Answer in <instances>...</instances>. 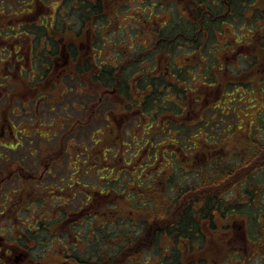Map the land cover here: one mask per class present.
<instances>
[{
	"label": "trees",
	"instance_id": "16d2710c",
	"mask_svg": "<svg viewBox=\"0 0 264 264\" xmlns=\"http://www.w3.org/2000/svg\"><path fill=\"white\" fill-rule=\"evenodd\" d=\"M219 1L222 3V0H192L195 4H202L208 7L212 11L214 18L220 15L219 11L216 12V8H213L214 4ZM10 2L11 5L15 4V10L5 12V6L0 1V13L18 19L14 27L19 28V32L23 34L30 35L31 33L28 30L21 29L19 25L21 24L24 28L30 26L34 35L38 36L40 40L46 36V32L50 31V26L46 24L47 21L44 18L46 15L38 13L39 11H44L45 8L48 9L47 11H53L55 18L53 36H62L65 32L75 34L82 32L86 27L82 29L78 27L77 17L88 16V9L90 8L91 13H93V7L87 0H53L55 7H53L54 4L50 5L48 0H20L19 2L11 0ZM256 2L258 6H264V1L262 0H246L244 3H241V0H234L233 13L238 21L235 24V28L239 31H245L244 36H246V33L249 34L251 25H255V19L264 20V11L259 13L262 8L255 12L252 22H247L245 19V16H250L254 12L253 8ZM99 5L102 7L101 2ZM101 7H99L100 10L99 8L97 9L95 14L101 11ZM222 7L224 9V5ZM236 7H240L241 10H237L240 13L235 11ZM171 11V16L173 14H175L174 16L177 15L175 8L171 9ZM159 12L160 17L161 11ZM64 13H67V15L63 16ZM37 16L40 17L35 18ZM61 16L62 24H58L55 21L59 20ZM221 16L216 21L208 19L211 24L207 28H214L210 43L215 42L213 34L218 31L217 27H220V23L225 20ZM145 19L147 22L150 21L148 17H145ZM229 21L233 22L232 19L227 22ZM174 26L178 34L182 32L187 36L185 38H188L185 40L180 35L177 39L192 46L186 50H182L185 47L177 48L173 43L174 41H171L173 35H169L170 39L167 40L166 35L163 34L164 40L160 45L159 51L166 49V53L171 54L172 62H170L172 65H170L171 63L167 65L170 70L168 69V72L164 74L167 75L169 82L164 79L158 85L152 78H147L141 83H139L140 81H135V86L132 89L131 85L121 82L119 86L120 96L116 98L112 107L116 110L115 108H121L122 104L129 101L131 103L140 101L142 114L145 113L144 118L149 119V121L144 122L145 125L148 123V126L144 127V125L142 130V133L147 134V139H143L145 142L134 144L128 138L127 141H121V138H117L118 132H115L114 135L113 133L107 135L105 132L88 127L91 121L84 122V115L83 117L75 118L68 125L71 128L75 125V129L80 127V131L83 128H91L90 136H88L90 143L86 140L77 142L73 137L67 138L66 149H60V152L46 153L44 155L45 158L43 157L44 161L42 160V163L46 162L45 167L48 168L49 164L52 163L53 165L62 156V151H64L71 156L68 161L69 167L71 165V172L78 171L79 174L82 171L80 160L83 161L86 157L89 158V161L83 171L86 168L93 170L99 167V169L95 170L96 183L91 184L88 182L93 188L89 199L87 201L82 200V204L77 209L68 201L64 203L68 207L67 209H70H65L66 212L75 217H84L85 222L90 224L88 229L77 233L78 237L75 236L74 241H70L71 232L63 233V231H60L61 223L66 221L67 225L71 223V226H82L83 222L80 219H66L59 222L60 217L58 216L56 219L47 220L44 216H48L49 211L43 210V214L38 213L36 217L32 218L35 221L33 223L35 227L32 230L25 225V219L20 220L18 225V244L22 251L20 259H24L23 255H26L27 259L28 255L23 251L27 250L30 264H142L145 248L151 246L153 248L154 246L156 257H158V254L161 257H165L168 261L167 264H184L182 258L186 253L204 251L209 240H217L215 236L224 233L221 237L223 243L219 246V249L223 253L222 258L226 264H229L227 262L231 264L233 262H236V264H264V126H262L264 122L262 124L258 122L259 116H263L264 112L257 108L252 113L254 119L251 118L252 122H247L246 129L241 124L240 130H238L236 125L241 122L239 120L240 115L233 110L234 104L239 101L245 108L257 106L259 103L264 107V41L261 45L258 43L257 49L252 53L258 59L253 69H245L246 65L251 66L252 61L246 58V54H250L251 51H242V55H244L240 58L239 67H244V71L234 73V71H237L236 68H230L228 72L224 69L217 80L214 72L217 68L215 67L217 61L213 57L217 50L214 47L216 43L211 47L207 46L199 50L197 44L200 43V40H197L196 36L197 31L198 34L202 31L200 27L198 28L196 24L184 21L178 16H176ZM190 26L193 29L191 31ZM10 33H12L11 29L7 33L0 32V42L9 39L12 35ZM66 37L68 38L69 36ZM111 37L113 40L114 37ZM180 41L176 42L179 43ZM48 44L50 47H53L52 45L57 47L54 41L48 40ZM5 46L0 44V69L3 66L5 68L8 66L6 62H3V59L10 58V50ZM41 46L43 47L44 45ZM125 47L120 48L124 49ZM129 48H126L125 51H114H116V54H128L131 53ZM191 58H196L195 62L197 64L189 73H194L197 78L206 76L205 79H215L217 86L211 87V90L218 91V93L223 90V93L227 95L226 102H224V99L217 103L212 102L206 110L207 104L205 100L197 98V93H191L192 89L186 92V88L182 87L190 84L193 86L194 84L193 80H190L187 76L188 73L185 72L188 70L189 62H184L180 66L181 69H177L175 60L190 61ZM112 65L115 64L111 63L109 67L106 66L108 67L107 71L102 69L98 74L99 76L104 75V78H99L98 80L103 81L109 88L111 87L110 83L114 82L116 78L118 79L119 76L121 77L120 71L122 67L119 66L115 69L114 67L116 66ZM185 65L186 67L184 68L183 66ZM47 67H50L47 74L51 80L54 75V69L52 66ZM233 77H236V79H233ZM66 78L69 77L65 74L64 79L67 81ZM93 78L94 75L91 76V79ZM94 79L96 80V78ZM57 82L61 84V78ZM41 85L44 86V84ZM62 85L64 88L63 93L65 94L67 92L70 93L71 90L76 91V93L79 91L77 86L73 89L72 86L69 87L63 82ZM49 86L52 85L48 84L47 88ZM240 87H242L241 91L239 90ZM34 90L36 94L41 93L36 95V98L43 96L44 88L42 86L35 84ZM31 94L34 95V93ZM74 94L71 97L72 103V99H77L78 97V95ZM231 95L234 96L231 98ZM80 96L83 97V94ZM192 96L196 99L195 102ZM81 97L79 98V104H84V109H86L88 104H85ZM68 98L70 99V97ZM123 98H125V101H123ZM248 101L252 103L249 107L245 105ZM52 104L53 101L46 103L47 106ZM93 107L95 106L93 105ZM125 107L129 108L130 105L126 104ZM204 114L206 115L204 116ZM232 116L236 119H233L232 122H226V118H231ZM204 119L211 122L218 120L224 126L219 130L202 128L205 123ZM55 123L51 121L47 125L50 131L53 130L55 132L58 130L53 128ZM62 125H65L64 121ZM158 129L160 130L158 131L159 133H166L164 140L160 142H158V132H156ZM18 132L20 133L21 131ZM203 132L204 134H202ZM97 133L100 136L98 140L93 137ZM45 136L49 142L52 136L56 137V134L50 135L49 132ZM194 138L196 140H193ZM131 142L134 145H128ZM19 145L21 143L15 144V147ZM69 146L76 148L77 151L75 153L68 152ZM142 146H149L146 149L142 148L145 155L138 151ZM170 146L174 147V149H171ZM185 147H188V152H184ZM197 150L209 152V157L203 160L202 155H199L198 159L195 158V161H190L188 158L187 160L190 162L183 160L185 154H189L191 151L196 156ZM159 151H163L166 156L159 158ZM128 152L131 153V158L126 160L123 155ZM111 158L112 161H121L120 167H113ZM160 160L163 162L169 160L171 168L167 169V175L160 171V168L157 170L153 166L155 164L158 165ZM72 161L79 163V165L72 164ZM99 162H102L103 166L108 167L113 173V178L116 179L112 187L106 191L102 190V184L99 181L100 173L98 170L101 168ZM32 176V178H35L32 181L33 183L31 182L32 187H27L28 181L24 180L22 187L26 191L33 189L35 193L40 194L50 192V190H47L48 185L42 186L38 182L42 179L40 174H32ZM121 179L123 182H120ZM164 179L165 183L163 182ZM184 182L187 183L186 186L183 185ZM173 183L176 187L175 196L170 197V199L165 198L167 189ZM70 188L73 197L77 193L76 181L70 183ZM42 199L40 198L41 201ZM108 199L112 200V202L106 203L105 200ZM94 202L97 208L101 206L99 210L84 216L83 211L89 206V208H93ZM29 207L28 209L33 213L35 208L32 211L31 205ZM41 207L43 208V206ZM65 210L62 211L66 213ZM122 215L125 217L122 220V224L127 222L129 223L127 226H124L123 229L115 230L114 234L103 232L107 225L118 223V219ZM40 216L42 218H39ZM26 219L30 218L26 217ZM66 224L64 225L65 228L70 231V227ZM132 224L133 227H131ZM237 225L241 227L243 234V240L241 241L232 235L234 227ZM11 226L12 224L8 226V229ZM58 227H60L59 230L57 229ZM147 229H154L155 231L154 235L149 238L150 240L148 241L150 243L148 245L143 243ZM40 231H45L50 240L60 242L61 247L53 251L47 250L41 255L35 256L33 239H36ZM161 235L167 236L169 241H161ZM105 240L106 243L104 244L103 241ZM162 242L166 244L160 247L163 252H159L158 243ZM40 243L43 244L42 242ZM186 243H189L187 246L190 248L184 250L183 244ZM89 248L90 250H88ZM18 255L20 256V254ZM7 260L9 259L7 258L5 261ZM197 261L192 264H204L203 260ZM224 262L223 264H225ZM22 263L26 264L25 260H22L19 264Z\"/></svg>",
	"mask_w": 264,
	"mask_h": 264
},
{
	"label": "flooded vegetation",
	"instance_id": "af4514ba",
	"mask_svg": "<svg viewBox=\"0 0 264 264\" xmlns=\"http://www.w3.org/2000/svg\"><path fill=\"white\" fill-rule=\"evenodd\" d=\"M87 1L92 5L93 13H91L90 8L88 9V16L77 17L78 27L80 29L86 27L85 30L79 32L78 34L65 32L62 36H53V22L55 19L53 16V11H39L38 13H44L46 15V17H44L47 21L46 24L50 26V31L46 32V36L42 37L41 40L38 38V36L34 35V32L31 30L30 26L24 28L21 24L19 25L21 29L28 30L33 35L23 34L19 32V28L14 27L18 19L14 18L13 16H7L4 13H0V32L7 33L10 31V29L12 30V33H10L12 35L9 37V39L0 42V44L6 45L5 47H8L10 50V58L3 59V62H6L8 66L11 65V67L17 68L26 66L27 62L30 64V67L28 68L30 69L32 81H30L29 84L33 90L32 93L35 92V84L44 88V91L42 92L43 96H40L39 98H36V95L41 93H37L36 95L31 94L30 101L33 100V102H31L33 104V110H35L36 107L41 108L42 105L49 103V96L46 97V95L50 94V92L46 90V88L50 82V77L47 74V71L50 70V67L47 66L53 67L54 74H56L59 69L64 72H66L67 68L71 69V72L75 73V76L78 78L77 81H80L77 84L78 90H82L84 88L87 89L90 86H92V88L97 86L96 89L99 86H103L106 93L105 96H99L97 98L91 99L90 102L87 103L88 106L86 109H84V104H80V108L86 112L84 116V122L91 121L93 117L96 120V123L92 124L91 122L88 127H94V129L105 132L107 135L111 133L114 135L115 132H118L117 138H121V141H127V138H129V140H132L133 143L135 140H137V142H145L143 139H147V134L142 133V130L144 127L148 126V123L145 125L144 122L149 121V119L144 118L145 113L142 114L140 101L134 103L129 101L125 104H122L121 108H115L116 110L112 108L116 98L120 96L119 86L121 82H126L128 85H131L132 89L135 86V81H140L139 83H141L147 78H152L158 85H160L164 79L168 81L167 75L164 74L168 72L169 67L167 65L172 62V59L171 54L166 53V49L159 51L160 45L164 40L163 34L166 35L167 40L170 39L169 35H173L171 41H174L173 43L177 48L185 47L182 50H186L190 49L192 46L177 39L180 35H182L185 40L188 38H185L187 36L182 32L178 34V31L174 26L176 16L184 21L196 24L198 28L200 27L202 31L199 34L197 31L196 36V39L200 40V43L197 44L199 50H202L207 46L211 47L216 43V46L214 47L217 50L216 53L213 54V57L217 61V64L215 65L217 68L214 71L216 73L217 80L224 69L228 72L230 68H236L237 71H234V73L244 71V67H239L240 58L244 55H242L243 50H247V52L251 51L250 54H246V58L250 59L252 63L251 66L246 65L245 69H253L258 59L252 53H254V51L257 49L258 43L261 45L264 41V20L255 19L256 21L255 25H253L254 27L251 25L249 34L246 33V36H244L245 31H239L235 28V24H237L238 21L234 17L233 13V9L235 7L234 0H222V3L219 1L213 6V8H216V12L219 11L220 15H218V17L222 15L221 17L225 18V20L220 23V27H217L218 31L213 34L215 37L214 43H210L214 28H207V26L211 24V21H208V19L216 21L219 18H214L212 11L208 7L202 4H195L192 2V0ZM100 2L102 7L99 5ZM244 2H246V0H241V3ZM223 5L224 9L222 7ZM99 7H101V11H99L98 14H95ZM173 8L176 9V16H174L175 14L172 16L170 15L172 12L171 9ZM261 8L264 9V6H258L256 2V5H254L253 8L254 12H252L250 16H245L246 21L252 22L255 17V12ZM235 9L237 13H240V11H237L241 10L240 7H236ZM159 11H161L160 17ZM66 15L67 13L63 14V16ZM39 17L40 16H37L35 18ZM145 17H148V20L150 21L147 22ZM231 19L233 22H227ZM59 20H62V16ZM60 24H62V21ZM229 25H231L233 28L232 35H229V31L226 33V36L230 37V41L222 44L219 40V36L224 33L225 28H227ZM164 29L166 30L163 31ZM191 30H193L192 27L190 31ZM50 34L52 35L50 36ZM66 36L69 37L67 38ZM111 36L114 37L113 40ZM47 38L51 42L54 41L57 47H54L55 45H52L53 47H50L49 44L47 45ZM176 41L180 42L177 43ZM41 45L44 46L42 47ZM123 46L126 47L124 49L120 48ZM128 47H130L129 50L131 52L128 54H116V51H114H125ZM196 58H191L190 61L175 60L177 69H181L180 66H182L184 62H189L188 70L185 72L188 73L187 76L190 80H193L194 84L193 86L190 84L188 86L182 87L186 88V92H188L189 89H192L191 93H197V98L199 97L200 100H205V103L207 104L206 110L209 108L208 106L212 102L217 103L219 101H223L222 99H224V102H226L227 95L223 93V90L220 93H218V91L211 90V87L217 86V83L215 84V79H205L206 76L203 78H197L194 73H189V71L193 70L197 64V62H195ZM111 63L115 64L112 65L116 66L114 67L115 69L119 66H121L122 69L120 71L121 77L119 76L118 79L116 78L114 82L110 83L111 87L109 88L103 81L98 80L99 78H104V75L99 76L98 74L102 69L107 71ZM170 65H172V63ZM183 67L185 68L186 65ZM87 69L92 70L89 71ZM67 74L68 73L66 72V75ZM93 75L98 81H96L94 78L91 79V76ZM52 83L53 80H51V84ZM41 84H44V86ZM192 99L194 102L196 101L193 96ZM212 99H214V101H212ZM123 101H125V98H123ZM96 103L97 105H95ZM126 104H129L130 107L126 108ZM93 105L95 107H93ZM90 108L92 109L91 112L89 110ZM64 109L65 111L68 110L67 104H65ZM12 114H16L15 111H13ZM88 115L91 117V119L88 118ZM205 115L206 114H204V116ZM204 121L205 123L203 124L202 128L219 130L222 126H224V124L220 123L218 120L211 122L204 119ZM5 122L10 123L6 126V132L8 136H12L14 138L16 136V132L14 130L15 126H13L12 122L8 120V117H6ZM156 132H158V130ZM120 133L122 134L120 135ZM202 134H204V132ZM124 135H126V139L123 138ZM193 140H196V138ZM197 151L198 152L196 156L195 153H192V151L189 154H185L183 160H187L188 158L190 161H195V158L198 159L199 155H202L203 160H206L207 157H209V152H201L199 150ZM189 160L187 161L190 162ZM153 166L158 170L157 164ZM162 169H164V167H162ZM14 172L15 171L8 173V176L11 177V179ZM20 173L26 182L31 181L30 178L24 176L21 170H19L18 174ZM167 173L168 170H165L164 174L167 175ZM163 182L165 183V179ZM11 228L14 230V224H12ZM234 228L233 237L238 238L240 241L243 240L241 227L237 225ZM9 238L10 239L0 235V242L2 241L1 243L4 247L2 248V246H0V263L4 264V261L7 258L10 259V255L13 252H16L13 254H20V256L18 255L19 258H17L15 262H11L9 264H19L22 260H25L26 264H30L28 261L29 253L27 250H23L25 251L24 253L28 255L27 259L26 255H23L24 259H20L22 256V251L18 244V235L10 234ZM5 264L8 263L5 262ZM233 264H236V262H233Z\"/></svg>",
	"mask_w": 264,
	"mask_h": 264
},
{
	"label": "rangeland",
	"instance_id": "374dc122",
	"mask_svg": "<svg viewBox=\"0 0 264 264\" xmlns=\"http://www.w3.org/2000/svg\"><path fill=\"white\" fill-rule=\"evenodd\" d=\"M2 1L3 6H5L6 11L10 12L15 10V4L11 5V0H0ZM19 2L20 0H15V2ZM50 5H53V0H48ZM55 7V4L54 6ZM52 7V8H53ZM249 9V8H248ZM48 9L45 8L44 11H47ZM264 9L259 12H263ZM49 12V11H48ZM52 12V10H50ZM165 15V14H164ZM58 24H60L61 20H57ZM227 31H229V35H232L233 28L231 25H229L227 28H225L224 33L219 36V40L222 44L230 41V37L226 36ZM11 40V39H10ZM243 52H247V50H243ZM3 66V65H2ZM27 66V67H26ZM26 66H21L22 68L17 67H4L0 69V235L9 238V235H18V225L20 220H24V223L26 226H29V229H33L35 226H33V223L35 221L32 220L33 217H36V215L43 214V210H48L49 215L44 216L47 220L48 219H56V217H60L59 222L66 220V219H80L81 222H83L82 226H71V223L69 225L66 224V221L64 223H61L62 227L60 231H63V233L71 232L70 234V241H74V237H78L77 233H80L82 231H86L89 227V223L85 222L84 217L81 216H73L69 212H66V207L64 205L65 202H70L74 208L77 209V207L82 204V200H88L91 191L93 188L90 186L88 182L91 184L96 183V173L95 170L99 169V167L95 169H87L85 171L84 167L87 165L89 158L86 157L83 161L80 160V168L82 169L81 173L79 174L78 171L71 172V165L69 167L68 161L70 159V155L62 151V156L55 161V163L52 165V163L49 164V167H45V163H42L43 157L46 153H53V152H60V149L64 150L66 149L67 145V138H72L74 140L81 141V140H88V136H90L91 128H83L81 131L79 128L75 129V125H73V128H71L68 124L70 122H73L75 118L81 116L83 117L86 112L80 108L79 104V98L81 97L80 94H83V97H81L85 104L89 103L91 99L97 98L99 96H105V89L103 86H99L97 89L92 88L90 86L89 88H84L82 90H79L77 93L74 90H71L70 93L67 92L66 94L64 92V88L62 85L67 84L69 87H73V89L76 88L78 82V78L75 76V73L71 72V69L66 70L68 73L67 76L69 78H66L67 81L64 79L66 72L59 69V71L56 72V74L53 75V83L51 84V80L49 84L52 86H49L47 90L50 92V94H47L49 97V101L52 102V105L47 106L46 104L42 105L40 107H36L35 110L32 109V103L33 100L30 101L32 88L29 84L31 80L30 75V64L28 62L26 63ZM17 68V69H16ZM73 71V70H72ZM61 78V84H59L57 81ZM233 79H236V77H233ZM56 81V82H55ZM242 87H240L241 91ZM78 95L77 99H72L73 103L71 101L72 94ZM74 94V95H75ZM34 95L36 93L34 92ZM64 95V96H63ZM90 97H88V96ZM51 96L55 97L52 98ZM80 96V97H79ZM234 95H231L232 98ZM237 96V95H236ZM65 97V99H64ZM70 97V99L68 98ZM75 97V96H74ZM64 99V100H63ZM25 104V105H23ZM67 104V109L65 111L64 106ZM74 105V106H73ZM246 106H251L252 103L248 101ZM88 106V105H87ZM51 107V108H50ZM259 108V110L264 112V107H262V104L259 103V105H254L249 108H245L242 103L237 102L233 106L234 112H236L238 115H240L239 120L241 122L236 125L237 129L240 130L241 124L244 125V129H246L247 122H252L251 118L254 119V116H252V113L256 111V109ZM90 112L92 109H89ZM13 111L17 114H12ZM8 117V120H10L15 126V137L8 136L6 132V126L10 123H6L5 119ZM88 118L91 119V117L88 115ZM250 118V119H249ZM256 118V117H255ZM233 119H236L234 116L231 118L227 117L226 122L233 121ZM58 120V121H57ZM66 120V121H65ZM56 122L53 126V128L57 131L53 132V130L50 131L48 124L50 122ZM64 121L65 125H62V122ZM92 124L96 123V120L92 117L91 119ZM261 124L264 122V115L259 116V121ZM259 123V124H260ZM260 124V125H261ZM264 126V123L262 124ZM70 128V129H69ZM21 130L19 133L18 131ZM68 130V131H67ZM158 131H160L158 129ZM56 134V137L52 136L51 140L48 142V138H46L45 135L49 134ZM124 133V132H123ZM122 133H120L121 135ZM2 135V136H1ZM166 136V133H159L158 132V142L164 140ZM75 137V138H74ZM94 139L98 140L100 139L99 133L95 134ZM124 139H126V135L123 136ZM129 139V138H128ZM2 142V143H1ZM21 143L18 147H15V144ZM61 143V145H60ZM90 143V142H89ZM140 142H137V140L134 141V144H138ZM134 145L132 142L128 145ZM149 146H142L141 148H137L138 151H140L143 155H145V152L143 149L148 148ZM171 149H174V147L170 146ZM114 148V147H112ZM143 148V149H142ZM115 149V148H114ZM184 152H188V147L184 148ZM15 150V151H14ZM77 151L76 148L69 146L68 152L75 153ZM135 151V150H132ZM135 153V152H134ZM132 153V154H134ZM64 154V155H63ZM163 151H159L158 157L163 158L164 156ZM131 153H126L123 155V158L126 160H129L131 157ZM166 156V155H165ZM45 158V157H44ZM159 160V159H158ZM44 161V160H43ZM112 161V158H111ZM121 161H112L111 165L113 167H120ZM72 164L78 166L79 163H76L75 161H72ZM99 165L101 166L99 171V181L100 184H102V190L106 191L107 189L112 187V184L116 181L115 178H113V173L111 170L102 165V162H99ZM164 167L165 170H169L170 163L169 160L162 161L160 160L158 163V168H160V171L165 173V170L162 169ZM30 169V170H28ZM19 170H21L24 174V176H27V178H30L31 181H29L26 186L32 187V180H35V178H32L33 175H39L41 181H38L42 184V186H47V190H50L49 193H35L33 189L25 190L22 185H24V179L21 176V173H19ZM15 171L13 174V177L8 176V173ZM76 181L77 183V190L76 194L72 197V193L70 192V183ZM120 182H123L121 179ZM33 183V182H32ZM184 186L187 185L186 182L183 183ZM60 189H62L60 191ZM41 190V189H40ZM23 191V192H22ZM51 191H56L52 192ZM176 187L174 183L167 189L165 198L170 199V197L175 196ZM32 196V197H31ZM72 197V198H71ZM12 201H11V199ZM40 198H43L42 201ZM10 199V201H9ZM70 199V200H68ZM140 199H142L140 197ZM30 201V203H29ZM106 203H111L112 200L108 199L105 200ZM91 202V201H90ZM89 202V203H90ZM31 205V210L34 211L33 208H35V211L32 213L28 208ZM43 206V208L41 207ZM90 207V206H89ZM86 208L85 211H83V215H90L93 214L94 211L99 210L97 208V205H95V202L93 204V208ZM163 208V206H161ZM7 208V212H6ZM65 210L66 213H64L62 210ZM70 210V209H67ZM72 211V210H71ZM74 212V211H73ZM77 212V210H76ZM128 214V213H127ZM26 217L30 219H26ZM39 218H42L41 216ZM118 218V217H117ZM125 217L122 215L120 216V219H118V223L116 224H110L105 227V230L103 232H110L114 234V231L123 229L124 226H127L129 223L122 224V220H124ZM73 220V221H74ZM16 222V224H15ZM14 224L15 228L11 231L12 228L8 229V226ZM67 225L70 227V231L65 228L64 225ZM17 225V226H16ZM133 227V224L131 225ZM60 227L57 229L59 230ZM48 229V227H47ZM159 230V228H158ZM59 233V232H58ZM136 233V232H135ZM155 231L154 229H147L145 232V238L143 243H146L147 245L150 243L148 240L151 238V235H154ZM234 233V232H233ZM224 233L215 236L217 238L213 239L212 241L209 240L207 246L205 247L204 251H195L186 253L184 257L182 258V261L184 264H192L199 261H204V264H223L225 261L222 258V251H220L219 246L222 245V236ZM60 235V234H59ZM103 235V234H101ZM233 235V234H232ZM61 236V235H60ZM88 237V236H87ZM162 237V238H161ZM161 241L168 242L169 238L165 235H161ZM232 238V236H231ZM230 238V239H231ZM33 239V238H32ZM229 239V240H230ZM147 240V241H145ZM228 240V241H229ZM34 241V255L39 256L45 251H53L54 249H58L61 247L60 242L52 241L47 237V234L45 231H40L36 239H33ZM47 241V242H46ZM2 242V241H1ZM0 242V246L3 247V244ZM42 242L43 244H41ZM104 244L106 243V240L103 241ZM219 243V244H218ZM103 244V245H104ZM166 243H158V251L163 252L160 247L164 246ZM189 243L183 244V249L187 250V248H190L187 246ZM145 245V246H147ZM82 249V247H80ZM119 249V248H118ZM90 250V248L88 249ZM87 250V251H88ZM145 253L142 256L143 262L142 264H167V259L165 257H161L158 254V257H156V249L152 246L149 248H145ZM1 251V248H0ZM115 254V253H114ZM167 255V254H166ZM171 255V254H170ZM1 256V253H0ZM19 258L18 254H11L10 259L8 261H5L6 263L15 262L16 259ZM158 262V263H157ZM225 263V262H224ZM231 264L230 262H227ZM1 264V263H0ZM226 264V263H225Z\"/></svg>",
	"mask_w": 264,
	"mask_h": 264
}]
</instances>
